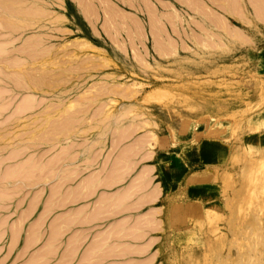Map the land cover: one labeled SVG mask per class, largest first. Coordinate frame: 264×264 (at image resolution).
<instances>
[{"label":"rangeland","instance_id":"obj_1","mask_svg":"<svg viewBox=\"0 0 264 264\" xmlns=\"http://www.w3.org/2000/svg\"><path fill=\"white\" fill-rule=\"evenodd\" d=\"M24 2L40 17L0 49V264H61L69 218L132 183L156 202L117 254L96 245L109 264H264L247 175L264 165V0Z\"/></svg>","mask_w":264,"mask_h":264},{"label":"crops","instance_id":"obj_2","mask_svg":"<svg viewBox=\"0 0 264 264\" xmlns=\"http://www.w3.org/2000/svg\"><path fill=\"white\" fill-rule=\"evenodd\" d=\"M139 160H138L139 161L138 163L140 164L142 159H139ZM132 187H133V183H132L131 188ZM98 188L100 187H97L96 189ZM131 188H128L127 192L122 193L125 195L128 194L127 195L128 202L125 204L127 206L123 205L121 208H119L118 207L119 205L116 204V201L118 200L117 198L121 196L122 195L121 194L118 197H116V200L112 197L105 198L109 200L108 201L109 204H115V206L113 208H109L103 211V213L101 212L100 216H98L99 214L95 216L94 215L91 216V215L94 214L93 212L99 209V205L102 204L103 202L102 200L104 199H101V201H96L97 203H93L92 205L85 206V209L82 212L78 211L76 213L77 215L75 214L76 216L75 219L70 217L69 219L71 221L72 220L74 221L68 224V230L64 227L66 231L65 234L68 233L69 236L66 241L63 240V238L60 239V243H59L60 254H59V258L57 261L58 262L60 261L61 264H109L108 256L111 254H107V256L105 255L107 257L106 258L104 255H102V253H100V251L98 253L97 251L94 252L93 251L94 246L99 244V242L103 241L106 237H109L108 235H112L115 232L114 236L113 235L110 236L111 240H109V242H110V245L113 243V245L115 244L114 245L115 247H119L121 244H123V242H119V240L125 242V238L117 237V239H112V237L116 236V230L122 228V226H124V224H126V222L130 221L131 219H134L136 217L145 218V216H147L149 213L145 215H140L141 211L144 208L149 207L156 202V201L151 202L150 200H148V202H145L144 201L145 199L142 197V193H140L141 190L137 191L136 193H132ZM132 201L135 202L134 205H131ZM134 212H136V214H133ZM105 213H109V214L110 213H122L125 219L119 221V223L117 222L115 226L113 227L111 226L108 229V231H106V228L104 229V225L102 223L103 221L101 222V220H103L102 217L105 215ZM150 213H153V212H150ZM100 236H102V238H100ZM86 241L88 242L85 243ZM116 243H117V246H116Z\"/></svg>","mask_w":264,"mask_h":264},{"label":"bare ground","instance_id":"obj_3","mask_svg":"<svg viewBox=\"0 0 264 264\" xmlns=\"http://www.w3.org/2000/svg\"><path fill=\"white\" fill-rule=\"evenodd\" d=\"M5 4V7H3V11H2V13H4L5 15H3L4 17H6V20L4 19V21H2V19L0 20V27H1V29H0V32H1V36L0 37H8L7 39H6V41L4 42V43H2V45L3 46H1L0 47V49H3V48H6L7 47V45H14V42H13V39L16 37V33H20V34H23V36H24V34H25V32H26V28L27 27H31L30 25L33 23V19H31L33 16H36V17H40V16H38V15H36V14H34V11H32V10H29L28 9V7H26L25 5H26V3L24 2V0H10L9 1V3H4ZM2 10V9H1ZM0 10V11H1ZM36 13H40V12H36ZM1 14V13H0ZM1 15V16H2ZM39 15H41V14H39ZM2 16V17H3ZM1 17V18H2ZM31 19V20H30ZM35 25V24H34ZM29 29V28H28ZM3 31H5V33L3 32ZM21 41H23V37H21L20 38V48H17V49H15V50H13L14 51V53H16L17 54V52L19 53V54H17V56L19 55L20 56V60L22 59V58H24V53H25V42L22 44V42ZM1 42V41H0ZM38 43H39V41H38ZM34 44H36L35 42H34ZM37 45H40V44H37ZM16 47V46H15ZM33 47V46H32ZM35 49V48H34ZM8 50V49H7ZM1 51V50H0ZM9 51V50H8ZM13 51L11 52L10 51V54L12 55L13 54ZM13 56H15V55H13ZM12 56V57H13ZM4 59V58H3ZM10 60H11V57H8V58H6V60H3V63L5 62V63H9L10 62ZM2 64V63H1ZM22 64H24V63H22ZM12 66V65H11ZM21 66V65H20ZM6 67V66H5ZM13 67V66H12ZM8 68V67H7ZM9 69V68H8ZM8 69H4V68H2V71L0 72V73H6V72H8V71H6V70H8ZM262 167H264V165L262 164V162H257V163H255V164H252V167H251V169L249 170V172H248V178H249V181L251 182V185H252V187L250 188H248V191L249 192H252V193H254L253 192V185L254 184H256L257 186V189H261V191H263L264 190V171L262 170ZM242 173V172H241ZM103 177H104V175H103ZM225 176L223 175L221 178H220V180H222V178H224ZM96 178H94V181L95 182H97V180L98 179H100V177L99 178H97V180H95ZM103 179H105V181H106V177H104ZM103 179H100V184H102L101 182L102 181H104ZM102 180V181H101ZM151 180V179H150ZM104 181V183H106ZM99 184V183H98ZM147 185H151V183L149 184H147ZM150 188V187H149ZM151 189V188H150ZM147 190H148V188H147ZM147 190L145 189V194H147L146 192H147ZM152 190H154V189H152ZM151 191V190H150ZM155 191H156V189H155ZM144 192H143V194H144ZM225 192H226V189H225ZM150 194V195H149ZM148 195V199L151 201V198H153L154 196H155V193L153 194L152 193V191L150 192V193H148L147 194ZM152 195V196H151ZM150 196H151V198H150ZM156 196H160V194L158 195V192H157V195ZM225 196V195H224ZM145 197H146V195H145ZM147 199V200H148ZM105 202V204H106V201H104ZM104 202L102 203V206H103V209H104V207L106 208V206H104ZM252 203V202H251ZM108 208V207H107ZM120 208V207H119ZM102 209V207H100V205H99V215L98 214H96L97 212L95 211V212H93L94 213V216L95 215H98V216H100L101 214V212H100V210H103ZM103 213V212H102ZM90 215H91V213H90ZM91 216H93V214L91 215ZM95 218V217H94ZM93 218V219H94ZM211 218V217H210ZM91 219V218H90ZM92 220V219H91ZM97 220V219H96ZM142 224V223H141ZM140 226V223L139 224H137V226ZM137 226H134V227H132V229L133 228H136V230H137ZM144 226V225H143ZM129 228V227H128ZM128 228H126V231H127V233H129V232H131L132 231V229H129V232H128ZM131 228V227H130ZM140 230H143V229H145L144 227L142 228V225H141V227H138ZM138 229V230H139ZM131 230V231H130ZM135 230V231H136ZM125 230H123V232H124ZM125 231V232H126ZM117 232H120V231H117ZM113 236H114V234H112ZM104 237V236H103ZM99 238V237H98ZM100 238H102V236H100ZM108 237H106V241H109L108 239H107ZM112 239H116L115 237H112ZM103 240V239H102ZM111 240V239H110ZM100 241V240H99ZM106 241H101V243L99 242V244L98 245H101L102 244V242H104V243H106L105 245H108L109 243L108 242H106ZM96 242V241H95ZM98 243V242H97ZM108 243V244H107ZM113 244V243H112ZM111 244V246L112 247H109V248H113V249H118V247H115L114 245H112ZM121 244V243H120ZM119 244V245H120ZM116 246H117V243H116ZM121 246H123L122 244H121ZM96 246H94V248H95ZM106 247H108V246H106ZM115 247V248H114ZM97 248V247H96ZM96 248H95V251H96ZM98 248H99V246H98ZM109 248H106L105 250H107L108 251V249ZM111 249H109V251H110V253L111 252H113ZM105 250L103 251V253H102V255L104 254V252H105ZM94 251V252H95ZM107 251H106V254H107ZM115 252V251H114ZM113 252V253H114ZM92 253V252H91ZM116 254H117V252H115ZM105 254V255H106ZM107 256V255H106ZM105 256V257H106ZM117 256V255H116ZM104 257V258H105ZM120 257V256H119ZM95 258V257H94ZM107 258V257H106ZM112 258V257H111ZM118 258V257H117ZM225 259V258H224ZM108 260V259H107ZM124 263V262H123ZM112 264V263H111Z\"/></svg>","mask_w":264,"mask_h":264}]
</instances>
